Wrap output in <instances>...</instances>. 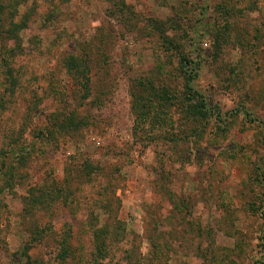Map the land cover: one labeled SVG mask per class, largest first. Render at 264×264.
<instances>
[{"label": "rangeland", "instance_id": "1", "mask_svg": "<svg viewBox=\"0 0 264 264\" xmlns=\"http://www.w3.org/2000/svg\"><path fill=\"white\" fill-rule=\"evenodd\" d=\"M13 20L0 264H264V0H0Z\"/></svg>", "mask_w": 264, "mask_h": 264}, {"label": "trees", "instance_id": "2", "mask_svg": "<svg viewBox=\"0 0 264 264\" xmlns=\"http://www.w3.org/2000/svg\"><path fill=\"white\" fill-rule=\"evenodd\" d=\"M12 26V28H11ZM18 27H20V24L18 22V20H13V21H7V26L4 28H0V75L2 77V81H1V86H3L2 90L7 92L9 90V87H11L13 81H12V76H11V69L9 66V60L8 58L12 57L15 53H17L18 49L20 48V42L18 40V37L16 35H18L15 31L18 29ZM13 44L12 46H10V44ZM64 54V53H63ZM61 63L63 64L64 68H67L68 71L72 72V73H76L77 71H79V69L81 70L82 65H78L77 63V58L76 56H74V54H71V56H68L67 54L63 56V59L61 61ZM80 67V68H79ZM81 72V71H80ZM191 77V76H190ZM88 80H84L82 82L78 83V88L81 90V95H84L86 93H88ZM191 89V88H190ZM192 90V89H191ZM196 96H201V93L199 92H195ZM80 98V96H79ZM201 106L191 109L190 110V115H198V114H203L204 112H202L201 107L205 106L204 103L200 102ZM204 108V107H203ZM73 114L75 113L72 112ZM208 113V112H206ZM69 117L72 119H74L73 115H69ZM51 118V117H50ZM58 117L56 116V119L54 117H52V125L55 126V129L57 128L58 130H65L68 126H72L75 128V125L77 123L78 120H74L71 121L70 125H65L62 124V120H58ZM76 127H80V126H76ZM71 128V127H69ZM54 129V130H55ZM57 133L58 131L55 130ZM50 133V132H49ZM52 134V132L50 133ZM42 138H45L44 134H39ZM22 150H26V147L23 148ZM81 166V162H79L78 164ZM84 166V167H83ZM99 168L98 165L93 164L91 162V160L89 158H85L84 159V165L81 166L82 170H86L85 175H88L89 173H94V170H97ZM80 169V170H81ZM76 170L79 171V167L76 166ZM75 175V173H73ZM66 176H70V173L68 171V169H66ZM87 181V180H85ZM55 184L54 179L49 178L44 180V182H42V184H40L39 186L34 187V191L30 194L31 198L30 201H26V208L32 205L39 206V204L43 203L44 201H53L54 203L57 202V194H59V192H63L65 187L64 186H59L57 185V187H52ZM47 187V188H51L50 193L48 192H44L43 188ZM62 187V188H61ZM91 233L93 235V241L96 244V247L100 248L102 246V244L99 242V240L102 242L103 238L101 233L99 232V230L97 228H90Z\"/></svg>", "mask_w": 264, "mask_h": 264}]
</instances>
